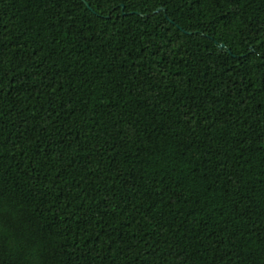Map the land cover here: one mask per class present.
<instances>
[{
	"label": "trees",
	"instance_id": "1",
	"mask_svg": "<svg viewBox=\"0 0 264 264\" xmlns=\"http://www.w3.org/2000/svg\"><path fill=\"white\" fill-rule=\"evenodd\" d=\"M85 1L0 0V264H264V0Z\"/></svg>",
	"mask_w": 264,
	"mask_h": 264
},
{
	"label": "clouds",
	"instance_id": "2",
	"mask_svg": "<svg viewBox=\"0 0 264 264\" xmlns=\"http://www.w3.org/2000/svg\"><path fill=\"white\" fill-rule=\"evenodd\" d=\"M5 229L2 225H0V234H4ZM42 249L38 246H33L31 249L28 250L25 261L26 264H42L41 261Z\"/></svg>",
	"mask_w": 264,
	"mask_h": 264
},
{
	"label": "water",
	"instance_id": "3",
	"mask_svg": "<svg viewBox=\"0 0 264 264\" xmlns=\"http://www.w3.org/2000/svg\"><path fill=\"white\" fill-rule=\"evenodd\" d=\"M84 2L86 3V1H85V0H84ZM159 11H161V9H160Z\"/></svg>",
	"mask_w": 264,
	"mask_h": 264
}]
</instances>
